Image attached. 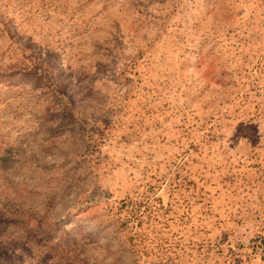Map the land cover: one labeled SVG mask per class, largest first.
I'll return each instance as SVG.
<instances>
[{
	"label": "rangeland",
	"instance_id": "rangeland-1",
	"mask_svg": "<svg viewBox=\"0 0 264 264\" xmlns=\"http://www.w3.org/2000/svg\"><path fill=\"white\" fill-rule=\"evenodd\" d=\"M0 264H264V0H0Z\"/></svg>",
	"mask_w": 264,
	"mask_h": 264
}]
</instances>
